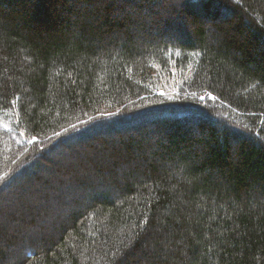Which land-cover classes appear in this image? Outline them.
Returning <instances> with one entry per match:
<instances>
[{"label": "trees", "instance_id": "1", "mask_svg": "<svg viewBox=\"0 0 264 264\" xmlns=\"http://www.w3.org/2000/svg\"><path fill=\"white\" fill-rule=\"evenodd\" d=\"M179 2L204 14L167 39L166 2L0 0V193L54 147L119 134L112 197L15 264H264V0Z\"/></svg>", "mask_w": 264, "mask_h": 264}, {"label": "rangeland", "instance_id": "2", "mask_svg": "<svg viewBox=\"0 0 264 264\" xmlns=\"http://www.w3.org/2000/svg\"><path fill=\"white\" fill-rule=\"evenodd\" d=\"M153 1L159 11L155 15L157 18L162 15L165 18L170 16H165L166 11L158 9L164 2L167 7L169 3L173 5L174 10L179 11V18L174 13L173 24L164 22L160 26L162 36L167 39L176 32L183 14H204L188 3L185 8L184 3L179 0ZM187 30H192L189 24ZM141 35L144 34L139 33L138 37L141 38ZM103 131L105 129L96 135L93 132L77 138L76 141H68L60 147H54L44 159L38 160L32 171L21 175L1 191L0 250H3L4 254L0 264H15L23 256L26 245H31L36 240L33 246L39 247L49 238H55L52 226L66 222L74 211H82L96 199H101V196L112 197L109 186L113 178L108 173L114 172V169L107 156L117 151L110 149L107 144L119 134L116 130L109 129L107 134ZM123 161H117L115 174H118V178L126 168ZM99 181L105 185H98ZM93 194L98 196H92ZM24 242L25 244H22ZM47 243L48 241L45 243L46 247Z\"/></svg>", "mask_w": 264, "mask_h": 264}, {"label": "bare ground", "instance_id": "3", "mask_svg": "<svg viewBox=\"0 0 264 264\" xmlns=\"http://www.w3.org/2000/svg\"><path fill=\"white\" fill-rule=\"evenodd\" d=\"M150 113H155V112H146L145 113V115L146 114H150ZM171 114H174V113H171ZM158 115H160V114H154V115H151L150 114V116H158ZM162 116V115H161ZM161 116H158V117H161ZM149 118H146L145 120H148ZM143 121H144V119H143ZM21 125H19V129L21 128L20 127ZM76 127H75V129H73L72 131H69V135H70V138H75L76 136H77V134L78 133H81V131L84 129L85 131H86V127H84V125L83 124H80L79 126H78V124H76L75 125ZM79 127H82V128H79ZM67 137V136H66Z\"/></svg>", "mask_w": 264, "mask_h": 264}]
</instances>
